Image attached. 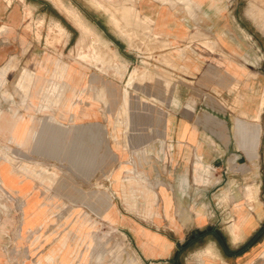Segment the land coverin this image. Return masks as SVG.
<instances>
[{
	"label": "rangeland",
	"instance_id": "1",
	"mask_svg": "<svg viewBox=\"0 0 264 264\" xmlns=\"http://www.w3.org/2000/svg\"><path fill=\"white\" fill-rule=\"evenodd\" d=\"M6 1L11 5L14 0ZM50 1L79 28L83 40L88 38L84 42L86 54L93 51L90 47L95 49L101 59V65L108 69L104 73L109 77L103 75L101 87L97 89L87 87L69 90L50 83L47 90L45 89L46 95L44 94L49 101L46 105L43 104L39 113L35 109L32 110L29 102L20 106L23 108L20 116L27 119L31 117L37 122L36 127L32 126L33 130L47 128L44 131L46 135L37 136V143L26 148L24 152L21 150L22 153L9 135L11 128L8 121L12 120L9 116L17 108L10 103L2 106L7 117L6 144L4 136L0 133V264H129L130 261L133 264H199L200 260L213 253L212 251L209 254L213 249L217 253L218 264H264V146L261 161L259 164L256 162L259 166L256 165L253 169L254 161L245 160L250 166L246 168L242 183L234 182L230 178L223 181L217 190L210 189L208 198L201 201L206 207L209 230L189 238V241L183 247L175 249L168 259L146 262L131 234L115 226L113 209H118L120 214L132 222L150 229L157 218L155 214L162 213L163 201L166 207L171 203L167 192L174 193L176 201L177 185L174 175L164 166L169 153L166 148L157 146V137L151 135L147 138L143 136L142 130H163L164 118H170L174 109L172 98L180 92L178 83L173 82V76L165 74L163 70L147 68L137 56L134 57L133 65L122 61L121 55L113 45L111 46V42L75 6L66 0ZM73 1L92 21H96L112 40L113 34H120L125 38L124 33L127 32L139 37L149 35L147 25L138 18V11L134 7L136 0H129L130 4L123 3L126 0ZM228 1L239 2L244 28L240 26L238 31L246 39V44L250 45L246 49L250 50L251 57L239 60L254 69H264V0ZM16 5H19L18 2ZM25 8V13H22L25 22L22 34L25 37L36 36L34 34L40 37L42 32L47 31L51 35L52 31L46 30L45 27V16H42L44 12L35 14L31 7ZM54 13L64 20V25L70 28L69 31L74 32L76 37L79 35L62 14L56 9ZM146 21L148 22L147 19ZM2 28L6 26H1L0 30ZM228 28L236 33L233 23H229ZM59 29L53 30L54 33L67 32L61 26ZM55 34L51 45H57L61 50L59 53L63 56L62 61L79 58L78 50H74L77 42L73 41L68 46L62 36ZM44 36L46 37V34ZM113 63H117L115 66L121 71L119 73L118 70L117 75L123 77L116 106H113L111 100L113 88H109L113 87ZM24 73L26 77L22 86L25 87L24 91L28 92L29 86L34 83V74L25 69L21 75L17 74V77L20 75L21 78ZM114 73L116 74V71ZM75 92L86 102L82 108L94 104L96 109L100 108L102 112L101 120L85 122L84 127L88 131L96 129L103 133L108 129L112 135L92 138V144L87 141L84 143L83 137L77 141L78 137L71 136L69 142L76 144L71 143L62 147V150L58 142H53L51 128L67 133L75 127V119H71V123L58 119L62 118V107L65 111H78V108L72 105L71 98L68 99L75 97ZM67 101L69 104L62 106L61 102ZM89 102L94 103L89 105ZM52 103L56 106L54 108L57 109V118L48 117ZM224 104L233 111L239 109H233L234 105L225 101ZM263 109L264 101L255 110L256 121L260 120L259 114ZM241 116L247 118L248 113L242 109ZM67 117L66 115L64 118ZM46 119H49V122ZM45 124L48 125L45 127ZM49 125L51 127H48ZM238 125L242 131L252 128L242 120L238 122L237 128ZM113 128H117L120 134L118 139L128 145L124 161L114 168ZM198 159L200 160V155ZM198 165L200 167L201 163ZM16 188H19L20 196L14 192ZM122 191L124 194L121 196L119 194ZM113 193L116 198L118 195L122 199H115ZM248 193L256 195V201L248 204L244 198ZM135 195L138 197L136 200L133 199ZM240 200L246 203L247 211L249 206L253 205L254 210L250 209L247 217L258 219L260 226L245 241L236 240L237 231H234V224L239 219L235 206ZM227 208L229 210L224 212ZM140 210L146 215H137ZM229 212L235 213L237 217L231 216ZM153 216L154 218H150ZM168 219L171 220L169 217ZM173 219L178 220L179 217L173 215ZM154 228L157 230L158 227ZM240 253L243 254L237 257Z\"/></svg>",
	"mask_w": 264,
	"mask_h": 264
},
{
	"label": "crops",
	"instance_id": "2",
	"mask_svg": "<svg viewBox=\"0 0 264 264\" xmlns=\"http://www.w3.org/2000/svg\"><path fill=\"white\" fill-rule=\"evenodd\" d=\"M66 1L75 6L111 42V46L113 45L121 55L122 61L131 65L134 57L137 56L147 68L163 70L165 74L173 76V82L178 83L180 92L175 94L177 97L174 95L172 98L174 109L170 118H164L163 130H142L143 136L147 138L151 135L157 137V146L166 148L169 153L164 166L174 175L177 185L176 201L174 193L167 192L171 203L166 207L162 200V213L155 214L157 218L153 221L154 226L158 227L157 230L154 226L147 229L143 225L134 223L120 214L118 209H113L115 226L131 234L146 262L168 259L174 250L183 247L189 238L209 230L206 207L201 201L208 198L210 189L217 190L216 188L223 181L230 178L234 182L242 183L246 168L250 166L245 160L254 161L253 169L261 161L264 146V109L259 114V121H256L254 116L255 110L264 101V69H254L239 60V58L251 57L250 50L246 49L250 45L246 44V39L238 31L240 26L243 27L240 4L237 1L229 3L228 0H136L134 7L138 11V18L147 25L149 35L139 37L127 32L124 33L125 38L120 34L119 36L113 34L112 40L96 21H92L80 7L75 5L73 0ZM17 2L19 5H16ZM123 3L131 2L126 0ZM25 6L31 7L35 14L44 12L42 16H45V27L46 30L52 31L51 35L47 31L42 32L40 37L37 34L32 37H25L22 34L25 24L22 13H25ZM54 9L65 15L50 0H14L11 5H8L6 0H0V27L8 28L7 33L0 34V70H7L5 81L0 87V133L4 136V144H6L7 113L3 112L2 106L13 104L17 109L9 116L12 119L8 121L11 128L9 135L23 152L37 143V136H45L44 131L47 128L40 131L33 130L32 126L36 127L37 122L31 117L27 119L20 116L23 109L20 106L29 102L28 105L32 110L35 109L39 113L43 109V104L46 105L49 101L45 96V89L47 90L50 83L69 90L87 87L97 89L101 87L103 75L109 77L104 73L108 69L101 65L98 52L90 47L93 51L86 54L84 42L88 38L83 40L79 28L64 16L78 32L79 35L76 37V34L64 25V20L54 13ZM229 23H233L236 33L228 28ZM60 26L67 32L55 34L53 30H60ZM54 34L62 36L68 46L76 41L74 50H78L79 58L62 61L63 56L59 53L61 50L57 45H51L54 42ZM123 47L125 49H122ZM115 65L117 63H113V87L109 86L113 88L111 96L113 106L118 103V91L121 89L123 78L117 75L120 70ZM25 69L34 74V83L29 86L28 92L20 89L18 85V79ZM17 74H20L19 77ZM122 74L124 75V71ZM7 89L10 91L8 92ZM70 98L72 105L77 107L78 111H65L62 107V118L58 117V119L69 123L71 119H75L76 125L67 133L52 127L54 143L58 142L64 150L62 147L71 143L76 144L69 142L71 136L78 137L77 141L83 137L84 143L87 141L92 144L94 141L92 138L112 135L108 129L106 133L96 129L88 131L84 123L101 120V109H96L94 102L88 103L93 104L92 106L82 108L86 102L78 93L75 97H68ZM224 101L234 105L233 109H239L231 110L230 107L225 106ZM57 102L56 106L59 103ZM54 103L51 104L49 118L56 117L57 109L54 108L56 107ZM61 104L67 106L69 102H61ZM242 109L248 113L247 118L241 116ZM66 115L68 117L64 118ZM46 120L49 122V119ZM240 120L244 121L245 125L254 127L252 137L248 136L246 130L242 133L237 131ZM47 125L45 124V127ZM119 135L117 128H113L115 143L113 168L124 161L125 152H128V145L118 139ZM198 163H201L200 167ZM14 192L21 195L19 188L14 189ZM123 194L124 191L119 195ZM114 197L120 198L118 195L117 198ZM133 199L136 200L138 197L135 195ZM227 210L229 209L224 212ZM137 213V215H146L141 210ZM230 213L231 216L237 217L235 213ZM173 215L179 219H173ZM257 220L255 219L254 226L248 232L242 233L241 241H245L257 231L260 227ZM154 234L156 235L153 236Z\"/></svg>",
	"mask_w": 264,
	"mask_h": 264
},
{
	"label": "bare ground",
	"instance_id": "3",
	"mask_svg": "<svg viewBox=\"0 0 264 264\" xmlns=\"http://www.w3.org/2000/svg\"><path fill=\"white\" fill-rule=\"evenodd\" d=\"M57 2V1H56ZM220 4H221V2H220ZM221 7V6H220ZM223 7V6H222ZM211 10V9H210ZM220 11V10H219ZM75 13V12H74ZM73 13V14H74ZM75 16H78V15H75ZM190 16V15H189ZM216 18V17H215ZM18 20V19H17ZM80 22L82 23V20L80 19ZM83 26L84 25H86V24H82ZM87 26V25H86ZM10 29V28H9ZM7 30H8V28L6 27V28H2L1 30H0V34H4V33H7ZM4 37H6V36H4ZM3 39H5V38H3ZM106 42V41H105ZM104 42V43H105ZM108 44V43H107ZM107 46V45H106ZM10 64H12V63H10ZM7 65H9V64H7ZM5 68V67H4ZM7 68V67H6ZM13 68V67H12ZM6 69H3V70H0V87L2 86V84L4 83V81H5V75H6ZM25 74V73H24ZM23 74V76L21 77V78H19L18 79V85H19V87H20V89H22L23 91H24V89H25V87L24 86H22L23 84V82L25 81L24 79H25V77H26V74L24 75ZM49 82V81H48ZM48 84V83H47ZM48 87V86H47ZM76 93V92H75ZM253 129H254V127H252L251 129H249V130H246L247 131V134H248V136H250L251 135V137H252V135L253 134H251V133H253ZM237 131L238 132H240V133H242L243 131L242 130H240V127H239V125H238V128H237ZM245 134V133H244ZM247 138V137H246ZM259 138V137H258ZM248 140V139H247ZM249 141H251V140H249ZM55 150V149H54ZM53 150V151H54ZM252 189H254L253 187H252ZM256 195H254V194H252V195H250V193H248L247 195H246V197H244L245 199H246V201L248 202V204L249 203H252V202H254V201H256V198L257 197H255ZM246 203L245 202H243L242 200H240V201H238L237 203H236V206H235V209L238 211L237 212V214H238V216H239V219H238V221L234 224V231H237V235H236V240H238V241H240L241 240V238H242V233L243 232H248V230H250L253 226H254V224H255V219L254 218H251V217H247V216H249L248 215V213H250V209L251 210H254V207H253V205L251 204L250 206H249V209H248V211H247V209H246ZM247 217V218H246ZM253 217V216H252ZM233 231V232H234ZM156 234H154L153 236H155ZM208 250V249H207ZM212 251H213V253H212ZM210 252V253H209ZM208 253L209 254H211V255H208V256H206L204 259H202V260H200L199 261V264H218L217 263V261H216V258H217V253L214 251V249L213 250H211V251H209ZM216 253V254H215ZM200 256V255H199ZM127 258V257H126ZM253 258V257H252ZM136 262V261H135ZM130 263H132L133 264V262H131L130 261ZM129 263V264H130Z\"/></svg>",
	"mask_w": 264,
	"mask_h": 264
},
{
	"label": "built area",
	"instance_id": "4",
	"mask_svg": "<svg viewBox=\"0 0 264 264\" xmlns=\"http://www.w3.org/2000/svg\"><path fill=\"white\" fill-rule=\"evenodd\" d=\"M158 187H159V184H158Z\"/></svg>",
	"mask_w": 264,
	"mask_h": 264
}]
</instances>
